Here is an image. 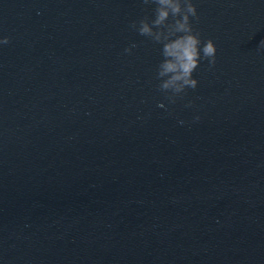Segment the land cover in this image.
<instances>
[{
    "label": "water",
    "instance_id": "1",
    "mask_svg": "<svg viewBox=\"0 0 264 264\" xmlns=\"http://www.w3.org/2000/svg\"><path fill=\"white\" fill-rule=\"evenodd\" d=\"M191 2L170 101L151 0H0V264H264V0Z\"/></svg>",
    "mask_w": 264,
    "mask_h": 264
},
{
    "label": "clouds",
    "instance_id": "2",
    "mask_svg": "<svg viewBox=\"0 0 264 264\" xmlns=\"http://www.w3.org/2000/svg\"><path fill=\"white\" fill-rule=\"evenodd\" d=\"M145 4L150 0H143ZM156 4L154 19L150 22L142 18L130 25L141 35L150 37L153 41L162 45L163 59L158 65L157 77H167L161 80V91H170L173 95L169 100L173 101L176 94L182 93L185 88H195L197 80L192 73L197 68L201 59H207L209 64L215 63L216 47L211 39L203 42L198 33L193 31L189 23V16L196 17V9L191 0H151ZM172 17V22L169 17ZM0 43L7 44L8 37L0 39ZM264 47V39L259 42ZM135 44L125 48L130 52Z\"/></svg>",
    "mask_w": 264,
    "mask_h": 264
}]
</instances>
